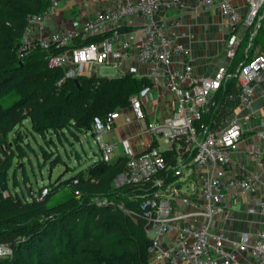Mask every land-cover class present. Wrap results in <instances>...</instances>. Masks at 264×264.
<instances>
[{
	"label": "built area",
	"instance_id": "obj_1",
	"mask_svg": "<svg viewBox=\"0 0 264 264\" xmlns=\"http://www.w3.org/2000/svg\"><path fill=\"white\" fill-rule=\"evenodd\" d=\"M59 1L50 0L42 14L32 15L27 20L19 55L32 45L49 50L53 46L65 47L77 36L105 34L101 41L50 55V65L61 67L68 77L78 78L85 70L97 75L101 66L117 69L130 54L137 64L146 68L145 77L152 85L169 94L174 114L161 123L145 120L140 97L132 96L128 108L130 116L125 120L136 121L139 133H146L156 141L163 140L166 148L184 139L185 150L190 152L191 159L186 165L178 160L174 171L177 178L164 183L163 177H159L166 169L164 151L152 143L137 151L130 137L122 139L123 152L128 159L125 171L117 175L113 185L117 188L150 180L154 184L144 201V206L150 208L146 215L150 256L164 264H247L245 258H250L253 264H264V229L241 232L237 238H230L223 229L224 221L229 218L224 204L227 196L234 199L246 192L259 191V212L264 213V176L260 179L255 173L240 171L238 175L227 177L230 153L236 150L246 134L254 136L247 148L250 160L264 163V114L260 125L253 112H247L242 118H232L219 129L210 130L205 124H196L213 93L228 77L234 76L239 86V108L249 107L256 95H264V54L240 62L234 72L221 65L213 75L202 76L194 70L190 49L181 41L184 33H175L176 24L159 16L162 9L180 7L185 0H111L82 21L79 27L47 32L46 25ZM244 1L247 10L242 15L230 0H194L197 8L219 9L228 30L226 53L229 59L236 54L239 26L252 27V37L264 16V0ZM135 18L141 23L139 35L134 39H120L118 49H112L113 42H118L119 30ZM127 72L141 77L133 67L121 74ZM123 111L117 109L103 118L93 119L91 135L105 162H111L114 153L113 144L105 141L103 134L113 131L114 120ZM178 150L179 146L176 147ZM47 193L48 188L43 187L38 196ZM98 204H106V201L101 200ZM10 255L11 250L1 245L0 257Z\"/></svg>",
	"mask_w": 264,
	"mask_h": 264
},
{
	"label": "trees",
	"instance_id": "obj_2",
	"mask_svg": "<svg viewBox=\"0 0 264 264\" xmlns=\"http://www.w3.org/2000/svg\"><path fill=\"white\" fill-rule=\"evenodd\" d=\"M49 3L50 0H0V246L12 252L0 257V264H147L151 258V240L146 232L150 208L144 206V201L154 184L150 180L117 188L113 185L117 175L125 171L126 155L117 156L114 162H105L100 156L67 180L40 186L36 195L28 190L27 197L23 193L19 196L8 188L13 162L19 165L29 161L27 148L34 152L29 136L54 141L53 134L59 137L69 131L77 137V133L91 132L94 118H103L117 109L127 110L132 96L152 86L148 77H137L132 72L114 76L82 74L76 86L74 78L66 76L61 67L50 65V55L101 41L105 34L77 36L71 44L49 50L32 45L20 56L27 20L42 14ZM252 31V27L246 30V40ZM262 32L264 16L247 47L235 51L228 66L230 72L253 57L251 48L259 42ZM238 95L235 77H228L211 96L210 112L196 124H205L210 130L224 124L238 106ZM25 119L31 129L22 128ZM38 145L44 159H51L53 151ZM185 145V140L180 139L163 150L166 169L159 177L164 183L177 178L174 171L179 159H191ZM59 161L57 156L51 165ZM15 176L13 172V181ZM62 183L71 186L69 194L61 201L48 202L49 195ZM43 187L48 188V193L40 197ZM96 200H105L106 204Z\"/></svg>",
	"mask_w": 264,
	"mask_h": 264
},
{
	"label": "crops",
	"instance_id": "obj_3",
	"mask_svg": "<svg viewBox=\"0 0 264 264\" xmlns=\"http://www.w3.org/2000/svg\"><path fill=\"white\" fill-rule=\"evenodd\" d=\"M110 1L111 0H60L55 7L56 10L54 15L48 20L46 25L47 32L56 29H64L65 27H79L82 21L93 16L98 9ZM230 1L237 6L240 14L243 15L246 13L247 4H245L244 0ZM159 16L168 22L176 24L174 26L175 33H184V36L181 37V41L189 47L191 64L198 74L202 76H211L217 71L219 66H229L231 64L233 58L229 59L226 53L227 41L229 38L228 30L223 16L217 7L200 9L197 8L194 0H185L180 7L170 10L165 8L162 9ZM140 24V20L137 18L131 21L129 20L128 25L123 26L119 30L120 35L118 36V42H113L112 49H118L119 41L124 37L136 38V36L139 35ZM246 30H248V27L245 25L242 24L239 26L237 31L239 41L244 40L246 37ZM110 33L111 32H108L107 34ZM250 52L253 57L259 53L264 54V32L260 33L259 42L256 46L251 48ZM131 67H133L140 76L145 77L147 73L146 68L137 64L135 58L130 54L128 58L123 60L119 68H115V70L117 75H120L122 71H127ZM97 72L98 74L100 73V67ZM83 73L89 76L91 75V73L86 70ZM139 97L143 104L145 120H153L160 123L169 120L174 114L169 94L158 87L152 85L151 88L146 89L144 93L139 94ZM253 101L254 102L249 107H244V109L238 106L235 107L228 116L226 122L232 118H242L247 112H253L258 118L256 122L257 125H260L262 115L264 114V95H256ZM122 113L123 114L115 118V128L113 131L103 134L105 141L111 142L115 146L119 143L120 138L130 137V139L133 140V144L135 143L134 148L137 151H142L148 144L154 143V139L151 138V136L146 133L138 132V128H135L133 120H131V122L125 120L127 116H130L128 109L124 110ZM121 116L122 119L118 120ZM221 126H224V124L214 129H219ZM124 128L130 130L127 136L121 134ZM89 133L92 134V131ZM132 135L134 138H132ZM253 140V134H246L236 150L230 153L231 160L227 169V177L238 175L240 171L255 173L260 179L264 176V163L258 160H250L248 156L247 148L249 143ZM119 155L121 154L119 153ZM191 178H193V175ZM225 198L224 204L228 209L229 218L224 221L223 229L230 238H237L241 232H256L264 229V213L262 214L259 212V203L261 201L259 191L246 192L245 195L234 197V199L229 198V196ZM245 262L247 264H253L250 258H245ZM147 264L164 263L156 261L151 257Z\"/></svg>",
	"mask_w": 264,
	"mask_h": 264
},
{
	"label": "rangeland",
	"instance_id": "obj_4",
	"mask_svg": "<svg viewBox=\"0 0 264 264\" xmlns=\"http://www.w3.org/2000/svg\"><path fill=\"white\" fill-rule=\"evenodd\" d=\"M247 42L248 40H246L245 38L244 40L239 41L236 50H239L240 48H242V46L245 47ZM99 75L114 76L117 75V72L115 68L113 69L112 67H100ZM211 99L212 97L209 99V104L204 114H208L211 110L210 108L213 104L211 102ZM121 114L123 113L121 112ZM121 119L122 116L118 120ZM225 122L226 121H224V124ZM22 123L23 129H31L30 123L27 119H25ZM134 125L135 128L139 127V124L136 121H134ZM218 125H220V123ZM129 133L130 130H128L127 128H124L121 132V134L124 136H127ZM52 138L54 141H51V139L47 137V143V141H44L40 137L36 136V140H34L29 136L30 142L34 149V152H32L27 148L28 157H26V159H29V161H26L24 159L25 161L23 163L20 162V164L18 165L17 161L15 160L12 167L9 169L8 188H10V191L12 193L16 192L19 196L23 193V195L27 197L29 193L28 190H33L35 191L36 195V191L40 186L52 183L55 180L63 182L69 177L75 175L77 172L83 171L86 166H88L94 160L100 158L101 156V151H99L98 145L95 143L94 138L91 137V134L89 132L86 134L77 133V137H75L71 132L67 131L65 132V135H60L59 137L53 134ZM38 144L42 145L46 150L53 151L51 154V159H44L41 153L40 146ZM181 146L183 145L181 144ZM156 147L158 148V150L162 151L166 148V145L164 144L163 140L159 139ZM113 153L114 155L111 158V162H114L116 160L119 153L125 155V153L123 152V144L121 138L118 144H116L115 146L113 145ZM57 156L60 157L61 161L51 165L52 160ZM181 163L187 162H184L182 160ZM21 167L23 168L21 169ZM13 172H15L16 175L14 181ZM70 191L71 186H65V184L62 183L58 190H55L52 194L49 195L48 202L53 203L61 201L66 195L69 194ZM3 247L6 248L7 246Z\"/></svg>",
	"mask_w": 264,
	"mask_h": 264
},
{
	"label": "water",
	"instance_id": "obj_5",
	"mask_svg": "<svg viewBox=\"0 0 264 264\" xmlns=\"http://www.w3.org/2000/svg\"><path fill=\"white\" fill-rule=\"evenodd\" d=\"M74 82L76 83V86H78V79L77 78H74ZM145 92V91H143Z\"/></svg>",
	"mask_w": 264,
	"mask_h": 264
},
{
	"label": "bare ground",
	"instance_id": "obj_6",
	"mask_svg": "<svg viewBox=\"0 0 264 264\" xmlns=\"http://www.w3.org/2000/svg\"><path fill=\"white\" fill-rule=\"evenodd\" d=\"M242 59V58H241ZM243 214V213H242Z\"/></svg>",
	"mask_w": 264,
	"mask_h": 264
}]
</instances>
